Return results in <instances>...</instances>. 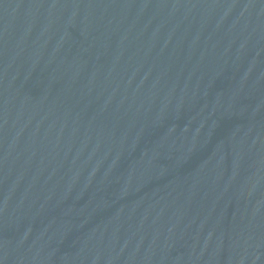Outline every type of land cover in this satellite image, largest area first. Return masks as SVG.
Masks as SVG:
<instances>
[{"label": "water", "instance_id": "obj_1", "mask_svg": "<svg viewBox=\"0 0 264 264\" xmlns=\"http://www.w3.org/2000/svg\"><path fill=\"white\" fill-rule=\"evenodd\" d=\"M50 264H264V0H69Z\"/></svg>", "mask_w": 264, "mask_h": 264}]
</instances>
